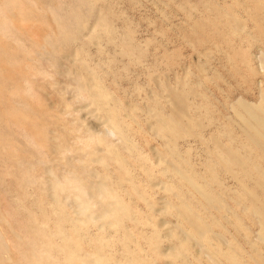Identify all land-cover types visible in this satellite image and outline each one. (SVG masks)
Here are the masks:
<instances>
[{
    "label": "rangeland",
    "instance_id": "rangeland-1",
    "mask_svg": "<svg viewBox=\"0 0 264 264\" xmlns=\"http://www.w3.org/2000/svg\"><path fill=\"white\" fill-rule=\"evenodd\" d=\"M0 264H264V0H0Z\"/></svg>",
    "mask_w": 264,
    "mask_h": 264
}]
</instances>
